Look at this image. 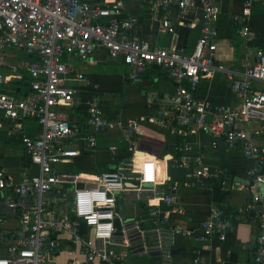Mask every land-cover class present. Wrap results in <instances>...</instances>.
<instances>
[{
  "label": "built area",
  "instance_id": "built-area-1",
  "mask_svg": "<svg viewBox=\"0 0 264 264\" xmlns=\"http://www.w3.org/2000/svg\"><path fill=\"white\" fill-rule=\"evenodd\" d=\"M144 2L155 14L175 7L185 16L200 9L199 35L190 52L146 41L137 18L120 0H0V112L29 161L17 181L0 170V264H124L126 256L151 255H157L159 264H171L178 235L222 241L239 220L213 198L215 189L235 187L230 186L234 180L226 170L204 164L201 156L173 159L187 182L212 192L199 234L162 224L171 212L181 210V198L176 184L157 177L156 161L152 180L145 178V159L120 161L96 172L63 167L71 158L92 152L97 133L110 125L98 95L84 105L66 83L84 78L71 60L96 64L99 50L121 60L132 82H140L150 66L165 70L174 87L172 119L185 132L210 135L213 145L221 142L253 162L246 170L249 184L237 186L250 193L244 209L258 222L253 261L264 263V46L255 48L252 64L228 70L216 63L215 0ZM250 6L251 0H244L243 8L231 15L246 40L255 38L248 23ZM175 28L170 17H159L158 32ZM216 70L231 81L233 104L194 95L199 82ZM26 119L37 122V132L23 130ZM123 202H146L150 222L122 218ZM199 253L192 264H199Z\"/></svg>",
  "mask_w": 264,
  "mask_h": 264
},
{
  "label": "crops",
  "instance_id": "crops-1",
  "mask_svg": "<svg viewBox=\"0 0 264 264\" xmlns=\"http://www.w3.org/2000/svg\"><path fill=\"white\" fill-rule=\"evenodd\" d=\"M92 1V0H91ZM125 10L137 18L138 32L152 45L166 47H183L190 52L199 35L201 24L200 9L194 8L185 16H181L174 7L166 14H155L144 0H120ZM219 13L216 63L233 71L242 70L254 61V50L264 46V0H251L248 23L255 36L246 38L238 30L231 15L238 13V0H215ZM168 16L176 24L174 32H158L159 17ZM96 64L82 62L77 58L71 61L77 70L84 73L82 80L67 81V85L75 90L76 95L85 105L92 95H98L104 114L110 119V125L97 133L96 147L92 152H85L71 158L63 167L80 172H96L104 168H113L118 162L132 158L156 161L160 165V179H170L168 183L176 184L175 194L180 196V211L171 212L162 224L181 226L195 234L201 232L212 192L207 188L193 186L187 182V174L174 164L177 156H201L204 164L210 168L230 170L234 176L246 178V170L253 162L240 153L225 149L221 142L213 145L214 137L198 133L185 132L171 117V95L174 87L165 70L150 66L142 75L140 82H132L127 78L128 67L121 60L110 59L105 52L95 53ZM194 95L216 103L233 104L234 96L231 81L221 70L214 71L211 77L202 79L197 85ZM121 104V105H120ZM120 106V107H119ZM129 107V109H127ZM134 107V113L130 109ZM23 130L33 134L38 124L32 119L23 121ZM14 147V148H13ZM0 157L14 159L15 163L0 170L17 181L21 170L28 168V157L18 136L9 135L5 119L0 112ZM83 167L87 171L76 170ZM78 168V169H79ZM146 168V167H145ZM150 170V171H149ZM12 171V175L9 173ZM148 172V173H146ZM145 178L152 180L154 175L149 168ZM230 176V175H229ZM232 177V176H230ZM234 180L222 205L232 217H238L234 228L226 234L224 240L212 238L200 241L196 237L178 235L173 246L171 264H192L196 250H199V264H255L254 248H250V238L258 232L257 219L245 211L244 206L249 198L248 191L239 189L241 182ZM237 186V187H236ZM146 202H123L119 206L122 218L136 217L144 223L150 222L146 214ZM161 208L164 205H160ZM122 252V250H120ZM124 253V252H122ZM60 258H64L62 253ZM135 258H145L136 261ZM124 264H159L157 255L142 257H125ZM95 264H102L95 262ZM264 264V263H263Z\"/></svg>",
  "mask_w": 264,
  "mask_h": 264
},
{
  "label": "rangeland",
  "instance_id": "rangeland-1",
  "mask_svg": "<svg viewBox=\"0 0 264 264\" xmlns=\"http://www.w3.org/2000/svg\"><path fill=\"white\" fill-rule=\"evenodd\" d=\"M6 50H9V49H6ZM16 55L17 56H22L23 54L22 53H19V52H16ZM121 105V104H120ZM120 107V106H119ZM127 109H129V107L127 108ZM130 111H131V113H134V111H135V108L134 107H132L131 109H130ZM14 148V147H13ZM15 163V160L14 159H8V158H2V157H0V164L2 165V168L4 169V168H6L7 166H9V165H13ZM79 167H77V169L76 170H84V171H87V169H85V168H83V167H80L79 169H78ZM89 172V171H88ZM10 174L12 173V171H10L9 172ZM12 175V174H11ZM56 200L59 202L60 200H61V197H57L56 198ZM144 259L145 258H141V259H139V258H135L134 260H136V261H144Z\"/></svg>",
  "mask_w": 264,
  "mask_h": 264
},
{
  "label": "water",
  "instance_id": "water-1",
  "mask_svg": "<svg viewBox=\"0 0 264 264\" xmlns=\"http://www.w3.org/2000/svg\"><path fill=\"white\" fill-rule=\"evenodd\" d=\"M234 179L237 180V181H239V182H241V183H244V184H246V185L249 184V180H247V179H245V178H242V177H240V176L235 175V176H234ZM78 186H81V184H79ZM248 196H250V193H249V192H248ZM114 222H115V226H116L117 228H119V227H120V223H119V218H118V217L114 220ZM255 241H256V235L254 234V235H252L251 238H250V248H251V249L254 248Z\"/></svg>",
  "mask_w": 264,
  "mask_h": 264
},
{
  "label": "trees",
  "instance_id": "trees-1",
  "mask_svg": "<svg viewBox=\"0 0 264 264\" xmlns=\"http://www.w3.org/2000/svg\"><path fill=\"white\" fill-rule=\"evenodd\" d=\"M237 2L239 3V6H238L239 8H238L237 10H235V11H239V9L242 7V0H238ZM226 173H227L228 175L234 177V173H233L232 171H230V170H226ZM226 195H227V192H225V191H220V190H218V189H215V190L213 191V198H214L215 200H217V201H222V199H223Z\"/></svg>",
  "mask_w": 264,
  "mask_h": 264
},
{
  "label": "bare ground",
  "instance_id": "bare-ground-1",
  "mask_svg": "<svg viewBox=\"0 0 264 264\" xmlns=\"http://www.w3.org/2000/svg\"><path fill=\"white\" fill-rule=\"evenodd\" d=\"M152 166L153 165H151L150 162H148V161L145 164L146 170H148L149 168L152 170ZM156 172H157V177H160V165L159 164H157V166H156ZM146 173H148V172H146Z\"/></svg>",
  "mask_w": 264,
  "mask_h": 264
}]
</instances>
